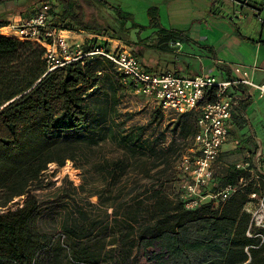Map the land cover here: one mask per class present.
<instances>
[{
  "label": "trees",
  "instance_id": "obj_1",
  "mask_svg": "<svg viewBox=\"0 0 264 264\" xmlns=\"http://www.w3.org/2000/svg\"><path fill=\"white\" fill-rule=\"evenodd\" d=\"M15 1L0 0V5ZM42 1L56 3L58 10H50L49 20L55 29L75 28L124 39L117 28L87 15L82 0H27L24 7L0 12V28L10 23L12 14L34 15ZM94 1L113 11L126 35L133 29L141 33L151 28L157 29L156 35H167L166 39L184 35L161 25L156 5L148 8L149 22L143 25L120 6ZM233 26L245 39L239 26ZM45 53L39 43L0 34V206L25 196L21 206L0 213V264H48V245L38 226L41 207L33 191L41 189L50 163L63 166L74 159V144L90 140L87 129L99 119L91 101L98 75L95 60L110 62L83 57L48 71ZM230 167L217 177L234 181L241 172ZM153 188L152 214L138 235L140 251L152 264H264V241L247 235L250 216L242 211L246 192L234 194L218 209L211 204L187 209L184 202L168 199L160 187ZM116 251L115 264H128V251L123 246Z\"/></svg>",
  "mask_w": 264,
  "mask_h": 264
},
{
  "label": "rangeland",
  "instance_id": "obj_2",
  "mask_svg": "<svg viewBox=\"0 0 264 264\" xmlns=\"http://www.w3.org/2000/svg\"><path fill=\"white\" fill-rule=\"evenodd\" d=\"M87 1L82 0L87 11L117 28L123 40L135 42V38L145 39L150 34L133 29L135 37L126 35L111 9ZM107 1L146 25L148 8L159 0ZM47 3L52 11L57 9L55 2ZM95 62L98 75L91 101L99 119L87 129L90 140L74 144V159L65 161H71L78 171L79 182L70 175L59 177L65 164L54 162L55 166L49 164L43 173L41 189L33 191L41 207L38 226L48 245L45 257L48 264H115L116 249L123 246L128 264H152L140 251L139 227L150 220L153 187H160L173 203L182 201L183 184L190 176L179 165L185 156L193 159L196 155L199 110L186 117L164 114L152 98L124 88L121 75L111 64ZM255 99L264 105V99ZM254 108L252 105L244 115L231 119L219 174L225 165L256 147L254 134L264 144L260 121L264 114H258L255 121ZM224 183L219 175L217 186ZM208 190L212 191V183ZM24 200L25 196L15 197L7 206H0V213L21 206Z\"/></svg>",
  "mask_w": 264,
  "mask_h": 264
},
{
  "label": "built area",
  "instance_id": "obj_3",
  "mask_svg": "<svg viewBox=\"0 0 264 264\" xmlns=\"http://www.w3.org/2000/svg\"><path fill=\"white\" fill-rule=\"evenodd\" d=\"M50 10V5L45 2L32 16L17 15L0 28V34L8 33L41 44L46 49L48 71L83 57L97 56L113 65L126 89L152 98L164 114L181 115L199 109L194 134L196 155L193 159L185 156L179 165L190 176L183 184L182 202L187 209H195L201 204H211L212 209H218L234 194L246 192L242 211L250 216L247 235L257 236L263 242L264 153L261 147L232 163L233 168L241 172L234 181L218 187L216 178L223 146L230 137L229 123L251 97L250 89L264 95V82H255L248 70H243L240 76L225 79L205 74L190 77L172 71L149 72L131 47L120 39L51 27ZM257 17L264 24V18L260 14ZM75 35L83 37L74 38ZM230 166L225 165V169H232ZM211 183L212 191L208 190ZM256 230L259 232L255 233Z\"/></svg>",
  "mask_w": 264,
  "mask_h": 264
},
{
  "label": "crops",
  "instance_id": "obj_4",
  "mask_svg": "<svg viewBox=\"0 0 264 264\" xmlns=\"http://www.w3.org/2000/svg\"><path fill=\"white\" fill-rule=\"evenodd\" d=\"M88 1L92 4L94 0ZM45 2L48 1L40 3ZM26 4L27 0L7 2L0 5V12L5 9L14 11ZM156 6L159 7L161 25L167 29L182 30L184 35L166 39L167 35H156L154 32L157 29L151 28L145 30L150 34L145 36L144 41L135 38L134 44L129 46L145 68L152 72L172 71L190 77L214 75L219 79L240 76L243 70H248L255 82H264V24L257 17L260 14L264 18V0H159ZM84 8L87 15L98 17L95 12H88L86 6ZM17 15L12 14L8 19ZM233 23L239 26L245 39L238 36ZM79 30L74 28L71 31ZM129 34L133 35V30ZM4 35L15 37L8 33ZM82 36L75 35L74 38ZM121 41L126 43L125 40ZM250 91L251 97L243 103L240 114L244 115L252 105L260 107L252 109L257 121L258 114H264V105L256 101L255 97L264 99V95H260L255 89ZM260 121L264 128V116L260 117ZM252 139L256 147L247 151L243 157L248 153L253 154L259 147L264 153L263 142L255 134Z\"/></svg>",
  "mask_w": 264,
  "mask_h": 264
},
{
  "label": "bare ground",
  "instance_id": "obj_5",
  "mask_svg": "<svg viewBox=\"0 0 264 264\" xmlns=\"http://www.w3.org/2000/svg\"><path fill=\"white\" fill-rule=\"evenodd\" d=\"M54 166H55L54 162L50 163V167H54ZM60 169H61V173L59 177L70 175L71 179H73L76 182H79L78 171L72 167L71 161H67L66 164Z\"/></svg>",
  "mask_w": 264,
  "mask_h": 264
}]
</instances>
